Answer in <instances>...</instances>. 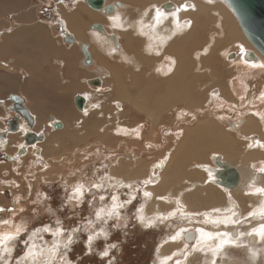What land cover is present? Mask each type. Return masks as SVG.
Returning <instances> with one entry per match:
<instances>
[{
  "label": "rangeland",
  "instance_id": "374dc122",
  "mask_svg": "<svg viewBox=\"0 0 264 264\" xmlns=\"http://www.w3.org/2000/svg\"><path fill=\"white\" fill-rule=\"evenodd\" d=\"M12 1H15L16 4L8 7L5 4L7 3L6 0H0L1 4L3 2L7 6L0 11V38L4 37L7 31V29L4 30L3 28H10L9 21L7 20L10 18L9 15L13 14L14 19L18 13L27 11L30 5L33 12V21L17 18L19 19L18 21L22 23L29 22L31 26L35 23V25L44 28V31L51 33L54 38L61 37L62 40V34L67 35L70 33L74 35L65 24V22L71 23L73 28L70 26V29L76 32L81 42L90 44L91 52L92 49L94 51V55L93 52L92 55L93 57L96 56L94 57L95 64L101 65L106 69V72L97 69L96 66H83L84 54L82 51H72L73 54L70 55V58H67L69 59L68 63H64L63 60H56L60 53L54 44L48 43L43 46H37L34 40L31 41L28 37H25V42L30 46H36L45 55L44 58H30L31 53L27 48L21 47V44L18 47L16 45V48H18L17 52H22L23 56L18 61L29 64L28 68L30 67L35 70L30 75L32 83H35V79L37 78V84L40 88L43 87L48 95L45 96L46 93L43 91V97L38 96L37 99L34 98L40 108H37L35 103L30 99L28 100L30 105L27 101L29 107L26 106L33 117H36L37 121L32 128L34 132H41L44 127L49 135L47 134L48 137L46 139L43 134V140L27 144L24 138H22V131H12L8 134V140L0 142L1 148L9 153V159L0 156V159H2L0 160V208L5 210L0 212V232L3 234L8 230L16 231L17 227H23L24 229L17 239L7 243V247L9 249L11 247L10 254L4 252V245H0V256L3 257L0 259V264H5V261L7 264H176V262L182 261L183 264H264V238L253 231V229H258L261 224H264V192L256 193L253 190L254 187L251 185L254 183V179L264 182V171H262L264 151H258V155L253 158L254 161L251 166L249 161L245 160L239 166L237 165L238 168L246 169L248 167L249 169V171L245 170V172L250 188L248 191L250 192L244 189L227 191V189L220 188V190L218 188H211L214 184H207L208 189H211L200 190L195 192V195L190 194L186 198L187 201H191L194 204L190 205L188 203V206L191 207L190 210H193V212H178V215L175 213L168 217L160 216L159 218L152 213L154 220L151 222H147L145 217L143 218L141 215L145 211L148 213L156 211L163 205H159L153 195L148 197L144 195L142 188L150 185L149 178L146 180L133 178L131 182L126 183L125 179L121 178V175H124L123 173L119 172L117 174L118 177H116V174L115 176L112 175L114 174L113 170L111 171L114 166L118 167L120 160L124 163H132L133 166L129 167L132 169L140 159L139 161L145 162L147 166L145 170L148 169L146 171L150 172L151 175L153 171H156L160 175L163 172L165 174L166 163L169 161L170 153L172 154L175 151L174 149L182 142V135H180L179 130L185 124H195L193 122L196 118L212 117L214 116L212 114H215V116L216 114L222 115L223 117L219 118L220 120L224 119L222 134L226 133L228 139H233L231 137L232 131L230 130V122L233 117L230 116L235 114L232 107L234 106L238 109L240 107L239 103H241L239 102L240 98L246 94L242 86L235 84L233 87L236 94H239L238 100H235L236 105L231 106L228 104L230 106L225 105L227 106L225 108L223 106L225 104L223 103L224 101H218V98L214 97L218 101L217 106L216 104H211V107L213 106L212 109L209 107V110H205V113L202 111L206 109L205 105L210 106L209 102L212 99L207 95L205 100L203 96L207 93L204 94V90L200 89L201 87L199 89L196 88L195 90L197 91H194V87L191 88L190 85H186L184 91L190 89V92L184 95L185 97L186 95L187 97L193 96L191 93L193 91L196 92L198 94L196 97L200 98L201 96L204 98V107L195 105L190 109L186 104L182 103V100H185V98L176 97L167 99L166 96H163L165 98L162 96L159 98L157 95L152 96L151 91L158 92V89L160 91L163 90L157 84V76L155 74L151 75L155 80L150 87H145V84L148 82L142 86H137L138 83L136 82L144 78L142 72L138 74V70L141 71V65L144 62H147L151 66V71L162 68L167 69L170 66V57L167 47L162 46V42L158 44V42L151 41L150 37H145V33L148 34L146 24H143L141 27L144 37L139 36L138 38L134 35V38L136 37V44L140 45L144 51L140 52L135 46V52L142 61L138 60L137 56L132 55L133 61L130 62L135 64L136 69L129 78L130 72L126 76L121 71L120 63L107 55L108 51H110L108 44L112 41V37L110 39V36H105L104 40L107 47L97 44L100 35L98 31H94L95 34L92 35L91 40L84 37V29L89 28L88 20L91 19L85 15L86 10L93 14V10L86 3L87 0H75L73 3H70L69 0ZM125 1L135 3V0ZM21 4L22 6L27 5L13 13L16 8L12 7H18ZM45 4H49L51 12L54 15L53 18H49L46 13H43L42 6ZM63 6H66L70 13L67 21L62 18L65 16L63 15ZM76 9L82 11L77 16L78 18L71 15V13L75 14L74 11ZM103 16L105 19V22L103 21L104 24H108L107 26L111 28L106 26L108 32H111L112 27L116 26L119 33L115 30L116 28L113 29V33L120 34L121 42L123 40L124 43H127L125 41L129 40L130 32L134 33V31L125 27L123 29L128 31L122 33L119 30L120 22L116 24L117 16L115 14L106 16L103 14ZM121 18L118 16V19ZM61 20L63 29H59ZM94 21L93 23L100 22V19ZM204 21L205 26L202 27L200 24L198 30L202 28L203 32L209 35L204 42L207 49L203 56L208 58L209 61L208 68L210 71L206 74L209 78L210 74L219 72L211 64L216 45L221 44L220 46H222V42L226 45L223 51L225 54L224 58L223 55L219 54V59L217 60V63L222 64L223 59L227 55L226 52L232 50L233 43L229 42L226 36L222 35L227 34V36H230L227 28L218 24L213 16H210L209 19L206 18ZM215 24L216 27H214ZM91 25L89 29L93 31ZM238 27L243 35L239 24ZM65 29H68V32ZM183 33H186L183 37H186L187 40L182 42L183 39H180L179 41H174V43L172 40V45L176 49H182L190 42L195 47V35L192 31L188 30L176 35H182ZM190 35L191 38L189 40ZM243 37L245 36L243 35ZM229 40H231V37ZM178 43L182 45H177ZM73 44L75 42L72 44L66 42L67 47ZM13 46L14 43L12 46L0 44L1 129L6 128L3 118L8 115L11 103L8 94L17 93L15 91L17 89L16 86L21 84L17 81L28 80L30 78L24 76L25 71L22 70L19 73L20 77H16L13 83V74L10 72L12 70L10 65L13 61L7 57L9 54L15 53ZM50 50L56 51L49 52ZM32 53L34 54L35 52L32 51ZM215 53L218 54V51L216 50ZM26 58L28 59L25 61ZM136 58L137 60H135ZM62 63L66 65L62 66ZM36 66L38 67V71H36ZM54 68L56 71H54ZM197 72L195 70L191 71L194 74ZM8 74L12 76H8ZM54 75L56 78L53 77ZM134 76L137 78L135 79ZM222 76L223 80H226L228 73L222 72ZM92 77L102 79L104 85L111 86L112 90H105L103 92L104 90H101V85H92L87 81L88 78ZM212 82V84H208L217 85L216 81ZM162 86H165V84ZM209 87L207 86V88ZM255 90L252 91L254 95H251L249 100L253 101V98L255 99L258 92L257 90L254 93ZM139 92H142V96L139 95ZM79 95H82L87 102L95 101L96 98L104 97V95L105 97L108 96L107 98L104 97V99L108 100V103H105L103 113H95L94 115L97 126L101 128L97 131L99 132L97 136H100L101 139H98L96 136L83 134L85 129H83L82 135H78L77 131L81 129H74L73 123L77 119L84 117L86 113H89L87 108L81 110L77 107L76 100ZM258 96L259 98L255 99L258 102L256 103L257 105L260 104V95ZM176 101L177 103H175ZM211 102L214 103L215 101L212 100ZM30 108L33 110V113ZM188 109L193 112V115L189 114ZM199 109L203 110L200 111ZM219 109H224V111H215ZM238 111L240 110H236V113ZM48 114L53 115V119L49 120ZM58 121L65 122V126L58 129L54 128L52 124ZM123 126L134 129L139 126L142 128L143 135L138 136L134 132L125 135L122 132ZM24 128L26 129V127ZM21 142L25 143L28 150H20L23 146ZM35 144L38 145L32 146ZM247 152L249 151L246 146L244 155ZM203 157H205V154ZM206 162L210 161L206 160ZM193 170L190 171L197 172L196 169ZM146 171L145 175L147 176ZM258 175L261 177H256ZM203 178H205L204 174H202L201 178L194 179ZM160 179H162V176ZM208 179L204 180L207 182ZM214 183L215 186L219 185L216 182ZM164 184L162 187H165ZM182 184L187 185V182L182 180L176 187L180 189L181 186L179 185ZM93 185H99V187H96V193L90 194L88 189L93 187ZM77 188L81 189L82 195L78 192L77 195L74 194ZM170 189L171 187L166 188V190ZM229 191H231V194ZM211 193L212 199L209 197ZM96 196L99 199L98 202L95 199ZM113 197H116V199L113 200ZM195 199H198V201ZM72 200H76L77 206L75 208L71 205ZM93 202L97 204H93ZM114 204L123 206L117 207L112 212V215H109ZM170 205L168 204L167 206ZM182 208H186V206H182ZM208 212L216 218H227L228 221H235V223L208 220L205 218ZM97 213L100 214L99 218L97 217ZM250 213H254V215H250ZM229 217L230 219H228ZM3 221H8L9 223L4 224ZM45 226H48L51 230L37 233L29 241V237L34 230L43 229ZM199 226H202L206 230H222L218 233H228V235L217 237L215 234L212 235V238L205 239L203 240L205 242L200 243H196L195 241L186 242L182 236L174 240L171 243L172 245L169 244L166 247V250L169 249L168 251L171 254L169 253L166 259L162 258L163 255L160 252L162 251L164 242L169 241L178 230L182 229L185 234L187 230H196ZM58 228L62 229V235H53V232ZM233 229H236L237 236L232 235ZM89 237H92V239L89 240ZM61 238H64L65 242H61ZM69 238H71L70 242ZM206 240L208 241L206 242ZM221 240H228L231 243L220 247L221 242L219 243V241ZM25 241H29V244L34 246L33 255L35 259L31 256L27 259H22L27 251ZM57 244L59 247L55 250V254H53L51 250ZM66 244L67 247H65Z\"/></svg>",
  "mask_w": 264,
  "mask_h": 264
},
{
  "label": "bare ground",
  "instance_id": "6f19581e",
  "mask_svg": "<svg viewBox=\"0 0 264 264\" xmlns=\"http://www.w3.org/2000/svg\"><path fill=\"white\" fill-rule=\"evenodd\" d=\"M6 1H7V3H5V4L8 7H11V5L13 6L16 4V2L12 1V0H6ZM108 1H110V3H112L114 10H112L113 11L112 13H107V15L115 14L117 16L116 24L118 22H120V24H121L119 30L122 33L125 31H128L126 29H123L126 27V28L134 31V33L129 31L131 33V35L128 38L129 40L125 41L127 43H124L123 40L121 42V40H119L121 37H118V39L115 42L112 39V41L108 44L110 47V51H108L107 55L110 58H112L113 60H117L120 63L121 71H123L126 74V76L129 75V72H130V76H129V78H130L132 73L135 72V69H136L135 64L130 62V61H133L132 55L137 56L138 60L142 61L138 57L137 53L135 52V46H136V48H138L140 50V52H143L144 50L140 45L136 44L135 38L136 37L139 38V36L144 37L142 30H141V27L143 24L147 25L146 30L148 31V34L145 33V37H150L151 41L158 42V44H159V42H162L161 43L162 46L167 47V49H168V55L170 57V66L167 69L162 68L159 70H152L151 71V68H150L151 66H149V64L147 62H144V64L141 65L142 67L140 66L141 71L137 69L138 74H140L142 72V74L144 75V78H141L139 80L140 82L139 81L136 82V83H138L137 86H142L143 84L148 82L145 84V87L148 88L152 85V83L155 80L154 78L151 77V75L155 74L157 76V79H158L157 84L160 85L163 88V90L160 91L158 89V92H155V91L152 92L151 91L152 96L157 95V97H159V98H161V96L162 97L166 96L167 99L168 98L173 99L176 97L185 98L184 94H186L187 91H184V88L186 85H190L191 88L194 87V91H197L195 89L196 88L199 89L200 84H198V83H201L202 79H209V78L215 79L212 77V74L209 75V78L206 75L210 71V69L208 68L209 61H208V58L203 57L205 54V51L207 49V46L205 45L204 42L206 41V39L208 38L209 35L206 34L205 32L202 35H200L198 33L200 31V30H198L199 25L201 24V26L204 27L205 26L204 20L206 18L209 19L210 16H213L217 20L218 24L225 26L227 28V30L229 31L228 33L231 37V42L233 43V47L231 48L232 50L230 51V53L228 55V59L231 58L229 61H234V63H232V64L235 65V69H233V67H234L233 65H232L233 66L232 69L227 68V71H228V69H231V71H232L229 78H228L229 79L228 85L223 86V89L217 90V91H215V89H213V90L211 89V93H208V96L214 101H215L214 97H216V98H218V101L219 100H226V102H228V104L233 105V104H235V100H238V95H239V94H236V92L233 88L235 86V84L236 85L239 84L242 86L243 90L246 92L245 95H247L248 100L250 99L252 91L257 88L256 87L257 85L255 86L253 82H255L256 80H259L260 85L263 88V85H264L263 82L264 81H261V80H264L263 79L264 78V54H262L258 49H256L251 44V42L248 41V39L246 37H243L244 34L242 35V33L239 31L238 19L236 18V15L233 13L230 6L227 4L226 0H135V3H131V2L125 1V0H114V1L104 0L103 8H107V6L110 5V3H108ZM167 2H171L174 4V7H175L174 10H166L164 8L163 4H165ZM86 3L93 10V14L90 11L86 10L85 15L91 19L92 18L94 19V17H95V19H97V17L99 19V15L97 16L98 11L99 12H102V11L98 10L96 12V9L94 10V8L88 2H86ZM6 5H4L3 2H2V4L0 3V11L2 9H4L5 7H7ZM26 5L22 6V4H21V5H18V7H12V8H16V10H14L13 13L17 12L19 8H24ZM132 7L134 10L136 9L135 10L136 13L135 14L132 13L133 15L126 13ZM63 8H64L63 15H65V16L67 15L66 17H69L70 13L68 12L66 6H63ZM134 10L132 12H134ZM186 10H187V12H184ZM4 12H6V11H4ZM80 12H82L80 9L79 10L76 9L74 11L75 14L71 13V15H73V17L78 18L77 16L79 14H81ZM157 12L161 13V15L159 17L157 16ZM222 12H227V14L225 16H223ZM32 14H33L32 7H30V5H29V8L27 9V11L20 12L15 16H18L19 19L24 18L25 20L33 21ZM118 16H120L122 18L118 19ZM231 16H233L234 21H233ZM103 17L104 16L101 15L102 21L105 20ZM62 20H61V22H62ZM120 20H122V21H120ZM234 22H235V24H234ZM65 24H66L67 28L71 31V29H70L71 23L69 24V23L65 22ZM62 25H63V23H62ZM107 25L103 24V28L106 31V33H104L103 29H98L99 31L96 29H93V31H92L89 28L84 29V37L91 40L92 35L95 34L94 31H98L100 35L98 37L97 44L98 45H104L105 47H107V44L104 40L105 36H107V35L110 36V34L113 33V29L116 28V26L112 27V31L110 30L111 32H108V30L106 28ZM76 27H77V25H76ZM107 27L110 28V26H107ZM43 29L44 28H42L41 26L33 24L30 28L27 29V31H30L32 33L35 31L36 32L37 31H44ZM68 29H65V30L67 31ZM143 29H144V27H143ZM115 30H117V28ZM188 30H191L192 33L195 35V47L192 46V44L190 42L187 43L185 45V48L182 50V53H181L183 56L182 55L179 56L178 55L179 49H176L172 44L176 40L175 38L183 37L186 35V33H183L182 35H176V34L181 33V32H185ZM117 32H118V30H117ZM118 33L116 34L117 36H118ZM47 35H49V34H47ZM134 35L136 36L135 38H134ZM9 36H10V34H9ZM41 36H43V35H41ZM44 36H46V34ZM119 36H120V34H119ZM24 37H26V36H24ZM46 37H44V38H46ZM78 37L76 36V40H79ZM6 38L8 39V37H6ZM122 38H124V37H122ZM190 38H191V35L189 36V40H190ZM172 40H173V43H172ZM98 41H100V42H98ZM9 45L12 46L13 42H9ZM16 45L18 47L19 44L16 43ZM234 46H236V48ZM68 48L72 51H74V50L81 51L80 46L77 45L76 43L73 45H70ZM16 49H18V48H16ZM248 50L253 52L252 59L247 58L248 57V53H247ZM15 54H17L16 50H15ZM20 54L22 55V52H20ZM245 55H247V56H245ZM141 57H147V56H141ZM137 58L135 60H137ZM18 59H22V58H18ZM27 59L28 58H26L25 61ZM135 60H134V62H135ZM205 63L207 65H204ZM225 63L229 64L227 62V60ZM226 64H225V66H227ZM27 65L29 66V64H27ZM137 67H139V66H137ZM194 70L198 71V72L196 74L191 73V71H194ZM29 71H30V75H31L32 72L35 70L33 68L29 67ZM36 71H38V67L36 68ZM54 71H56L55 68H54ZM138 74H136V75H138ZM162 77H164L165 79L164 78L162 79ZM136 78L137 77H135V79ZM77 80H78V78H77ZM100 80H102V79H100ZM183 81H185V83H183ZM197 81H198V83H197ZM163 84H165V86H162ZM164 87L166 88L165 90H164ZM253 87H254V89H253ZM101 90L102 91L104 90L103 92H105V90L111 91L112 87L108 86L107 84L104 85V81L102 80ZM183 91H184V93L181 94ZM194 91L191 94L196 97L198 94H196V92H194ZM189 92L190 91H188V93ZM261 94H260V99H259L260 104L257 105V107H255V109L253 108L255 111L258 112L257 115H256V112L253 109H251V111H249V115L246 114L248 118H246L243 115L244 117H241V119H239L240 117L238 116L239 118L236 119L235 121H233V123H232L233 126H235V127L237 126L236 128H239V129H244V126L247 123V126L245 127V130H246L245 134H242V135H243V139L246 140V146H247V149L249 151L245 155V161H249L250 166L252 165V163L254 161L253 158L258 155V151H264V98H261ZM139 95L142 96V92H139ZM104 97H105V95H104ZM104 97H98V98H96L95 101H91V102H87L85 100L84 108H87V111L89 113H86L84 115V117L77 119L73 123L74 129H76V130L81 129V130L77 131L78 135H82L83 129H85L83 134H85V135L88 134L89 136H96L98 139H101L100 136H97V134L99 133L97 131L100 130L101 128L97 126L94 115H95V113H98V114L103 113L104 108H105V103H108V100L104 99ZM107 97L108 96H106L105 98H107ZM186 97H187V95H186ZM163 98H165V97H163ZM76 104H77V100H76ZM228 106H230V105H228ZM251 107H253V106H251ZM236 110H238V109H236ZM212 115H214V116H212L213 120L214 119L218 120L219 118L222 117V116H220V114H216V116H215V114H212ZM245 119H248V120H245ZM244 121H246L245 124H243ZM209 122H211L210 118H209ZM215 122H213V123L215 124ZM62 123H63L62 127H64L66 123L65 122H62ZM238 124H240V125L243 124V126H240ZM195 126H196V123L191 124V125H187L188 129L189 128L193 129ZM197 127H198V125H197ZM222 127L224 128V126H222ZM254 130H257V131L255 133H253ZM216 131H219V130L217 129ZM39 132H36V133H39ZM41 132L44 133V135L47 139L49 134H48V131L46 130V128L43 127ZM122 132H124L125 135H128V133H130V132H134L135 135H138V136L143 135L142 134L143 133L142 128L139 126L135 129L128 127V126H125V127L123 126ZM179 133L181 135V133H185V131L183 129H180ZM202 134H203V136H205V130L204 131L194 130V131L188 132L186 134V136L183 138L184 139L183 142L181 144H179L176 147V149H174L175 151H173L172 154L170 153L169 161L166 163L165 174L163 172L162 175H160V174H157L156 171H153V174L151 175L150 172L146 171L148 169L145 170V167H147L145 162H143L142 160L139 161L140 159L136 162L135 166L132 168L133 170L131 168H129L132 165V163H129V162L124 163L122 160L119 161V165L117 168L114 166V168L111 169V171L113 170V173H114L112 175L115 176V174H116V177H118L117 174H119V172L123 173L124 175H121V178L123 177L125 179L126 183L131 182L133 180V178L134 179L135 178L136 179L142 178L144 180L149 178V184L150 185H146L145 188H142V189L144 190V193L148 192L151 194L150 196L153 195L154 198H156L155 200H157L158 204L163 205V206H160V208H158L156 211H150L149 213L145 211L141 215V217H143V218L145 217L147 222H151L154 220L152 213H154V215L157 218H159L160 216H167V217L171 216L172 213L177 214L178 212L180 213V212H184V211L193 212V210H190L191 207L188 206V203L190 205H194V204H192L191 201L186 200V198L189 197L190 194L195 195V192H198L200 190H209L211 188H218V189L224 188L220 185L215 186V183L213 181V178H214L213 171L211 169L209 170V166H213V165H211L212 163L210 164V162L207 163L205 158L203 157L205 154V153L203 154V152H205V151L207 152L208 150L206 149L205 151L202 152V150H200V149H196V151H195L193 148L194 140H196V142L198 143ZM254 135H256V136L254 137ZM220 138L224 142L228 139L226 133H223V134L221 133ZM255 139H257V140H255ZM37 141H41V139H39ZM189 141H191V142L188 143ZM22 144L26 148L25 143L21 142V145ZM221 144H222V142H221ZM37 145L38 144H35L32 146L35 147ZM198 145H201V144H198ZM213 148H214V146H212V149ZM193 151H195L194 154H192ZM222 151H224V150H222ZM233 151H234V149H233ZM218 152L219 151H217V153ZM217 153H213L214 154L213 155L214 160L216 159L215 155L216 156L218 155ZM222 153H224V152H222ZM188 154L189 155L192 154V155L189 156ZM222 157L224 160L231 163L225 155H223ZM201 158H204V159H201ZM192 160H194V161H192ZM263 161H264V159H263ZM195 167L197 168V172L190 171V170H193V168L195 169ZM262 169H264V165L262 166ZM239 170L241 172V183H240V186L236 189H238V190L244 189V190L248 191V189H250V188L248 186L247 174H246L245 170L249 171V169L247 167L246 169L239 168ZM111 171H110V173H111ZM145 171L147 172V176L145 175ZM202 174H204L205 178L198 179V180L194 179V178H201ZM161 176H162V179H160ZM256 177H261V176L258 175ZM206 178H209L207 182L204 180ZM165 180H166V184L169 187H171L170 190H166L167 187H162ZM182 180H184V182H187V185L186 184L179 185V186H181L179 189L176 186L178 184H180V181H182ZM207 184H211V185L214 184V185H213V187L208 189ZM251 185L254 187L253 190L256 193L258 192L257 189H264V182L257 181L256 179H254V183H252ZM193 186H195L194 189H193ZM201 187H203V188H201ZM191 189H193L192 192H190ZM233 190H235V189H233ZM227 191H228V189H227ZM188 192H190V193L188 194ZM229 192L231 194V191H229ZM248 192H250V191H248ZM74 194L77 195V192ZM211 196H212V193L209 195L210 199H212ZM195 200L198 201V199H195ZM168 204H171L172 206L171 205L167 206ZM164 205H166V206H164ZM179 205H181V206H179ZM182 206H186V208H182ZM214 207H218V206H214ZM146 215H147V217H146ZM240 216H241V214H240ZM205 218L208 220L215 221V222L216 221H228L227 218H222V217L216 218L213 215H211L210 212H208V214H206ZM228 219H230V217ZM198 229H203V231L205 233H211L212 235H215L216 233L222 231V230H219V231L206 230L202 226H199ZM198 229H196V230L194 229V234H193L194 238L190 237L189 240H187L185 238V234H186V232H188V230L185 232V234L183 233L182 229L178 230L177 233H179V236H177V233H175V235H173V237L177 236L176 239H179L183 236V239L186 242H194L195 241L196 243L205 242L203 240L210 238L209 236L202 235L199 231H197ZM234 230H236V229H234ZM14 232H16V231L8 230V231H5L3 234H13ZM0 234H1V232H0ZM212 237L213 236H211V238ZM253 240H254V238H253ZM207 241L208 240H206V242ZM61 242H65V239L61 238ZM172 242H174V240L171 238V239H169V241L163 243L162 251L160 252V254L163 255V257L162 256H160V257H162L163 259L168 258L169 253L171 254V252L168 251L169 249L166 250L167 249L166 247L169 244H171ZM220 242L221 241H219V243ZM176 244H174V245L177 246ZM204 244H206V243H204ZM10 249H11V247H10ZM176 264H183V261L182 262H176Z\"/></svg>",
  "mask_w": 264,
  "mask_h": 264
},
{
  "label": "crops",
  "instance_id": "0c3cea01",
  "mask_svg": "<svg viewBox=\"0 0 264 264\" xmlns=\"http://www.w3.org/2000/svg\"><path fill=\"white\" fill-rule=\"evenodd\" d=\"M134 1V0H133ZM134 9H133V7L131 8V9H129L126 13H129L130 15H132V13L133 14H135L136 12H135V10H134V12H132ZM184 12H187V10L186 11H184ZM107 15V14H105V13H103V12H98V14H97V16L99 15V19L101 20L100 22H102L103 24H104V20L102 21V19H101V15ZM222 14H223V16H225L226 14H227V12H222ZM10 16V18L9 19H7L8 21H9V26H10V28H3L4 30L5 29H7V31H6V33H5V36L4 37H2V38H0V44H7V45H9V42H13L14 43V49L16 50V52H17V49H16V43L17 44H21L20 46L22 47H24V48H27L29 51H30V53H31V56H30V58H33V57H36V58H44L45 57V55H43V53H41L40 51H39V49L36 47V46H30V45H28L26 42H25V37L24 36H26V37H28L31 41L32 40H34L35 42H36V44L35 45H37V46H43L44 44H48V43H51V44H54L55 46H56V48L59 50V56L56 58V60H59V61H62L63 60V62L64 63H68V60L69 59H67V58H70V55L71 54H73V52H72V50H69V48L66 46V40H65V38H66V36L65 35H63L62 34V36H63V40H62V38L61 37H56V38H54L53 37V35L51 34V33H47L48 31H35V32H30V31H27V29L28 28H26V27H28V26H31L30 25V23L29 22H25V23H22V22H20V21H18V19L17 18H19L18 16H16L14 19H13V14H11V15H9ZM232 17V19H233V21H234V18H233V16H231ZM62 18H64V20L65 21H67L69 18L68 17H66V16H63ZM104 18V17H103ZM97 19H98V17H97ZM94 20H96V19H89L88 20V26H89V28H90V25L93 23V22H95ZM35 24V23H34ZM234 24H235V22H234ZM23 27V28H22ZM214 27H216V24H215V26ZM18 28V29H17ZM21 29V30H20ZM26 30V31H25ZM13 31V32H12ZM17 31V32H16ZM66 31V30H65ZM12 32V33H11ZM39 32V33H38ZM71 33H73L75 36H77L78 37V35L76 34V32L75 31H73V30H71ZM200 35H202L204 32H203V29L202 28H200V31L198 32ZM9 34H10V36H9ZM14 34V35H13ZM25 34V35H24ZM36 34V35H35ZM46 34V36H44ZM47 34H49V35H47ZM216 34V33H215ZM13 35V36H12ZM21 35V36H20ZM35 35V36H34ZM41 35H43V36H41ZM223 36H226V39L230 42L231 40H229V38H230V36H227V34H222ZM6 37H8V39L6 38ZM23 37V38H22ZM44 37H46V38H44ZM118 37H120L119 35H118ZM229 37V38H228ZM79 38V37H78ZM110 39H111V37H110ZM176 40L175 41H179L180 39L182 40V42H185L186 40H187V38L186 37H179V38H175ZM120 40V39H119ZM23 42H25V43H23ZM98 42H100V41H98ZM115 42V41H114ZM23 43V44H22ZM68 43V42H67ZM68 44H72V43H68ZM177 45H182L181 43H178ZM221 44H219L218 46L216 45V47H215V50H214V53H213V62L211 63V64H213V66L215 67V68H217V70L219 71L218 73H213L212 74V77L213 78H215V79H212V78H209V79H202V82L201 83H198V81H197V83L198 84H200V89H203L204 90V94L205 93H207V94H205L203 97H205V100H206V97H207V95H208V93H211V89L213 90V89H215V91H217V90H221V89H223V86H226V84L228 83V78H229V76H230V74H231V69H232V67H233V69H235V65L234 64H232V63H234V61H229L228 60V55H229V53H230V50L228 51V52H226L227 53V55H226V58L225 59H223V63L221 64V63H217V60L219 59V54H221V56L223 55V58H224V53H223V51H224V49H225V47H226V45H225V43L223 44V42H222V46H220ZM235 47V46H234ZM232 48V47H231ZM184 48H182V49H179L178 50V55L179 56H181L182 54V50H183ZM228 49V48H227ZM218 51V54L217 53H215V51ZM32 51H34L35 53L33 54L32 53ZM56 50H50V52H55ZM92 52H93V55H94V51H93V49H92ZM66 54H68V56H66ZM183 56V55H182ZM8 59L9 60H12L13 62H12V64L10 65L11 67H12V70H10V72L13 74V76L11 75V74H8V76L9 75H11L12 76V79H14V81H13V83L15 82V78L16 77H20V75H19V73L22 71V70H24L25 71V75L24 76H26L27 78H29L30 77V71H29V68H28V65L25 63V62H22V61H18L19 59L18 58H22L23 56L20 54V53H18L17 52V54H15V53H13L12 55L11 54H9L8 56ZM94 57H96V56H94ZM227 60V62L229 63V64H226L225 63V61ZM64 63H62V66H65L66 64H64ZM227 65V66H225V64ZM204 65H207L206 63L204 64ZM218 65H220L219 67H217ZM233 65V66H232ZM85 66V65H84ZM224 67V68H223ZM64 68H66V67H64ZM68 68V67H67ZM219 68V69H218ZM227 68H231V69H228V71H227ZM227 71V73H228V76H227V79L226 80H223V76H222V72H226ZM230 72V73H229ZM70 74H71V72H70ZM53 77H55L56 78V76L54 75ZM93 78H95V77H92V78H88L87 79V81L89 82L91 79H93ZM31 77L27 80V79H24L23 81H21V80H19V81H17V82H19V83H21L20 85H17L16 86V88L17 89H15V91L18 93V94H20V95H22L27 101L30 99L31 101H33L34 103H35V106L37 107V108H40V106H38L37 104H36V100L34 99V98H38V96L40 97H43V95H42V92L44 91L45 93H46V91H45V89H43V87H39V85L37 84V82H38V79L36 78L35 79V83H32V81H31ZM212 81H217V88H216V86H213V85H211L213 82ZM261 81H264V80H261ZM208 83H211L210 85L208 84ZM254 83V85L257 87V90H258V92H257V90L256 91H254V93L255 92H257V94H256V97H255V99H258L259 98V96L258 95H260V93H264V85H263V88L261 89V86H260V82H259V80H256L255 82H253ZM263 84H264V82H263ZM207 86H210L209 88H207ZM213 86V87H212ZM260 87V88H259ZM43 89V90H42ZM253 89H254V87H253ZM190 89H188L187 90V92H186V94H188V91H189ZM259 93V94H258ZM251 95H254L253 93L251 94ZM45 96H48L47 95V93L45 94ZM184 97H185V95H184ZM32 98V99H31ZM202 100H201V99ZM200 98H198V97H195V96H188V97H185V100H182V103H184V104H186L190 109H192V107L193 106H200V107H204V104H205V101H204V98H202L201 96H200ZM255 99L253 98V101L252 100H248L247 99V95H245L244 97H243V99H240L239 100V102H241L240 103V107L238 108L240 111H238L237 113H236V107H234L233 105H236L237 103H235V104H230L231 106H233L232 108L234 109V115H232V116H230V117H233L232 118V121L230 122V127H231V129H230V127H229V129L232 131V135H231V137H233V139H227L225 142L224 141H222L221 140V138H220V135H221V133H222V123L224 122V119L223 120H220V119H218V121L217 120H213V118L211 117H202V118H200V119H198V118H196L195 119V121L193 122V123H196V126L192 129V128H189L188 129V127H187V124H185V125H183L182 126V129L185 131V133H181V139H182V142H183V138L186 136V134L188 133V132H191V131H194V130H198V131H204L205 130V136H203V134H202V136H201V138L199 139V141H198V143L196 142V140H194V142H193V148H194V150H196V149H200V150H202V152L203 151H205L206 149L208 150L207 152L205 151V152H203V154L205 153V160H209L210 161V164L211 165H214V159H213V153H217V151H219L217 154H220V155H225L226 157H227V159L233 164V165H235V166H239V164L242 162V161H244L245 160V147H246V140H244L243 139V137H242V134H245V127L247 126V123H246V121H244V123L243 124H245V126H244V129H239V128H236L235 126H233L232 125V123H233V120H236V119H238L239 117V119H241V117H246V118H248L247 117V115H245V114H248L249 115V111H251V109H255V107H257V104L256 103H258L257 101H255ZM212 101V100H211ZM209 102V105L210 106H206L205 105V108L206 109H204V113L206 112L205 110H209V107L212 109V107H211V104L213 105V104H216V106H217V103H218V101L217 100H215V102L214 103H212V102ZM221 101H224V105H228V103L226 102V100H221ZM189 102V103H188ZM245 102V103H244ZM250 102V103H249ZM252 102V103H251ZM175 103H177V101L175 102ZM242 103H244L243 105H241ZM28 104L30 105V102L28 101ZM43 104V103H42ZM254 104V105H253ZM45 105H46V102H45ZM44 104H43V106H45ZM223 105V106H224ZM251 106H253V107H251ZM42 108V107H41ZM225 108H227V106H225ZM157 109V108H156ZM253 109V110H254ZM189 110V109H188ZM200 111L201 110H203V109H199ZM252 110V111H253ZM216 112H221V111H224V109H219V110H215ZM255 111V110H254ZM253 111V112H254ZM156 112H157V110H156ZM155 112V113H156ZM256 112V115H257V111H255ZM254 112V113H255ZM241 113H242V115H241ZM189 114L190 115H193V112L191 111V110H189ZM230 115V114H229ZM244 115V116H243ZM255 115V114H254ZM222 116V115H221ZM239 116V117H238ZM223 117V116H222ZM209 118H210V121L211 122H209ZM204 121H203V120ZM243 119V118H242ZM201 120V121H200ZM245 120H248V119H245ZM241 121V120H240ZM200 122V123H199ZM205 122V123H204ZM213 122H215V124L213 123ZM218 122V123H217ZM191 123V122H190ZM201 124V125H200ZM241 124V123H240ZM240 124H238V125H240ZM243 124L242 125H240V126H243ZM197 125H198V127H197ZM206 125V126H205ZM221 126V127H220ZM214 127V128H213ZM239 127V126H238ZM216 128V129H215ZM186 129V130H185ZM219 130V131H216V130ZM208 130V131H207ZM213 130V131H212ZM212 131V132H211ZM257 130H254V132L253 133H255ZM219 132V133H218ZM243 132V133H242ZM208 133V134H207ZM210 133V134H209ZM239 134V135H238ZM256 135H254V137H255ZM212 138V139H211ZM217 138V139H216ZM230 142H229V141ZM213 141V142H212ZM220 141V142H219ZM181 142V143H182ZM191 141H189L188 143H190ZM204 142V143H203ZM208 142V143H207ZM212 142V143H211ZM215 142V143H214ZM221 142H222V144H221ZM228 142V143H227ZM180 143V144H181ZM187 143V144H188ZM219 143V144H218ZM231 143V144H230ZM198 144H201V145H198ZM212 144V145H211ZM197 145V146H196ZM212 146H214L215 148H213L212 149ZM218 149V150H217ZM232 149V150H231ZM233 149H234V151H233ZM222 150H224V151H222ZM240 153H239V152ZM222 152H224V153H222ZM243 154V155H242ZM232 155V156H231ZM211 156V157H210ZM233 159V160H232ZM237 166V167H238ZM194 169V168H193ZM195 169L197 170V168L195 167ZM164 186L165 187H168V188H170L167 184H166V180H165V184H164ZM158 190V189H157Z\"/></svg>",
  "mask_w": 264,
  "mask_h": 264
},
{
  "label": "water",
  "instance_id": "95a60500",
  "mask_svg": "<svg viewBox=\"0 0 264 264\" xmlns=\"http://www.w3.org/2000/svg\"><path fill=\"white\" fill-rule=\"evenodd\" d=\"M87 2L96 10H100L106 13H112L114 10L112 5H108L107 8H103L104 0H87ZM227 4L232 9L233 13L238 19V24L244 34L251 44L258 49L262 54H264V0H226ZM166 10H174V4L167 2L163 4ZM92 29H103V23L96 22L91 25ZM99 31V30H98ZM104 33L106 31L104 30ZM110 37L114 41L118 39L116 33H111ZM68 43H77L80 46L83 57V65L87 66H96L97 69L106 72L101 65L95 64V59L90 50V44L86 42H81V40H76L74 35L68 33L65 38ZM248 57L252 59L253 52L248 50ZM247 56V55H245ZM102 80L99 78H94L89 81L94 86L101 85ZM13 100L19 99L20 102L17 106H14V109L26 118H33V115L30 113L29 108L24 104V98L19 94L13 93L11 95ZM77 107L83 109L85 105V98L82 95L77 97ZM53 119V116H51ZM63 123L61 121L55 122L54 127L56 129L61 128ZM18 126L12 129V131L18 130ZM43 132L36 133L34 131L28 132L25 136L26 143H35L39 139H43ZM29 136L31 137V142H29ZM25 149V147H24ZM216 159L214 160V166H209V170L213 171V181L224 187V189L233 190L240 186L241 183V172L239 168L223 159L222 155H215ZM214 157V158H215ZM234 230V229H233ZM232 230V235L237 236L236 230ZM194 230L189 229L185 234V238L189 240L190 237L194 238ZM193 240V239H192ZM256 242V241H255Z\"/></svg>",
  "mask_w": 264,
  "mask_h": 264
},
{
  "label": "flooded vegetation",
  "instance_id": "af4514ba",
  "mask_svg": "<svg viewBox=\"0 0 264 264\" xmlns=\"http://www.w3.org/2000/svg\"><path fill=\"white\" fill-rule=\"evenodd\" d=\"M74 1L75 0H69L70 3H73ZM112 1H114V0H112ZM108 3H110V2H108ZM53 4H54V2H53ZM110 5H112V3H110ZM55 6H56V3H55ZM42 10H43L44 14L45 13L47 14V17H49V18H53L54 17V15L51 12V9L49 7V4L43 5L42 6ZM59 29H63L62 22H61V24L59 23ZM12 94L13 93L8 94V98L11 100V103L9 105L8 115L3 118V123L5 124L6 128H4V129L0 128V142L8 140V134L10 132H12V129L15 128L16 126H18L19 129L16 130L15 132L22 131V133H21L22 134V138H24V141L26 142L25 136L28 134L29 131H34L32 127L37 123L36 117L26 118L23 114H21L20 112L16 111L14 109V106H17L19 104L20 100L19 99L13 100L11 98ZM16 94H18V93H16ZM24 104L27 105V100L25 98H24ZM31 111L33 113L32 109H31ZM51 116H53V115H51V114L47 115L49 120H51ZM52 126L54 127V123L52 124ZM24 127H26V129ZM29 142H31V137L30 136H29ZM5 143H7V142H5ZM20 150L21 151H26L27 149L26 148L24 149V145H23L20 148ZM0 156L4 157L6 159H9V153L5 149H2L1 146H0ZM0 160H2V159H0ZM88 190H89L90 194L94 193V192L95 193L97 192V188L96 187H90V189H88ZM95 199L98 202L99 199L97 198V196L95 197ZM93 204H97V203L93 202ZM71 205H73V207L75 208L77 206L76 200L75 201L72 200Z\"/></svg>",
  "mask_w": 264,
  "mask_h": 264
},
{
  "label": "snow or ice",
  "instance_id": "6c2138e0",
  "mask_svg": "<svg viewBox=\"0 0 264 264\" xmlns=\"http://www.w3.org/2000/svg\"><path fill=\"white\" fill-rule=\"evenodd\" d=\"M161 15V13L157 12V16L159 17ZM261 98H264V93L261 94ZM241 99H243V97H241ZM262 171H264V169H262ZM93 187H99V185H93ZM258 192H264V189H257ZM76 192L80 193L82 195V192H81V189L80 188H77L76 189ZM144 195L146 197L150 196L151 194L148 193V192H145ZM101 199H103V197H101ZM116 197H113V200H115ZM130 203V201H128ZM123 205H116L114 204L113 205V209L112 211L109 212V215H112V212L116 210L117 207H122ZM5 211L3 208H0V212H3ZM99 213H97V217L99 218ZM172 215H174V213H172ZM250 215H254V213H250ZM224 223H228V222H232V223H235V221H223ZM4 224H8L9 222L8 221H3ZM59 223V222H57ZM51 229L48 227V226H45L43 229H36L34 230V232L32 233V235L29 237V241L32 240L33 237H35L37 235V233H40V232H48L50 231ZM24 231V229L22 227H17L16 228V232L14 234H0V245H4V252L10 254L11 253V249H9L7 247V243L10 242V241H13L15 239H17V237L19 236V234ZM183 231V230H182ZM197 231H199L202 235H206V236H209L211 237L212 234L211 233H205L203 231V229H198ZM254 232H256L257 234H259L262 238H264V224H261L260 227L258 229H253ZM251 234V233H249ZM53 235H62V229H57L55 232H53ZM228 233H216V236L217 237H220V236H227ZM177 236H179V233H177ZM177 236H174L172 237L173 240H175L177 238ZM70 239L69 238V242H70ZM92 237H89V240H91ZM29 241H25V245L27 247V251L25 252V256L22 257V259H27L28 257H32L33 259H35V256L33 255V247L32 245L29 244ZM231 243L230 241L228 240H221V244H220V247H223L224 245L226 244H229ZM59 247V245L57 244L53 250V254H55V250H57ZM65 247H67V245H65ZM3 257L0 256V259H2ZM5 264H7V262L5 261Z\"/></svg>",
  "mask_w": 264,
  "mask_h": 264
}]
</instances>
